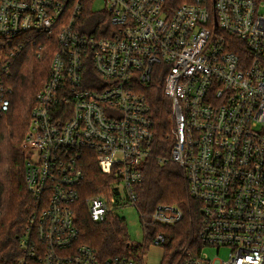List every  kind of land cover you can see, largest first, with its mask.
Returning <instances> with one entry per match:
<instances>
[{
  "label": "built area",
  "instance_id": "2783aa9c",
  "mask_svg": "<svg viewBox=\"0 0 264 264\" xmlns=\"http://www.w3.org/2000/svg\"><path fill=\"white\" fill-rule=\"evenodd\" d=\"M102 1L106 8L95 0H0V116L13 93L6 58L38 38L57 44L23 140L35 209L19 262L151 264L156 249L161 264L164 233L138 257L102 258L82 241L75 209L92 161L115 180L110 199H84L91 218L106 220L118 199L136 206L155 138L141 90L161 76L174 144L169 158H158L186 170L190 194L203 204L204 247L185 264H264V0ZM183 215L176 204H157L141 218L145 237L148 225Z\"/></svg>",
  "mask_w": 264,
  "mask_h": 264
},
{
  "label": "trees",
  "instance_id": "16d2710c",
  "mask_svg": "<svg viewBox=\"0 0 264 264\" xmlns=\"http://www.w3.org/2000/svg\"><path fill=\"white\" fill-rule=\"evenodd\" d=\"M85 12L91 15L88 8ZM93 15L90 24L97 22ZM56 51L55 39L38 38L35 43L26 44L14 57L6 58L10 62L7 81L13 93L8 96V110L0 116V264H21L19 261L25 255L20 239L35 209V197L26 184L22 146L37 92L49 78ZM141 91L151 104L155 138L151 146L152 156L144 165L145 178L137 187V209L141 218L149 220L157 204L170 203L178 205L184 215L173 225H148V236L137 244L129 239L126 219L113 212L114 203L106 220L94 221L84 199L96 195L110 199L115 177L102 172L92 161L85 164L84 179L78 187L81 198L75 204L77 225L82 241L94 247L102 258L138 257L148 249L154 234L160 232L166 236L161 264H185L190 253L195 255L204 247L200 238L203 204L191 196L186 170L175 161L161 162L158 158H169L174 144L170 121L172 100L165 93L164 78L153 77Z\"/></svg>",
  "mask_w": 264,
  "mask_h": 264
},
{
  "label": "rangeland",
  "instance_id": "374dc122",
  "mask_svg": "<svg viewBox=\"0 0 264 264\" xmlns=\"http://www.w3.org/2000/svg\"><path fill=\"white\" fill-rule=\"evenodd\" d=\"M104 6H105V3L102 0H95L94 7L96 9H103ZM95 21L96 19H94V22ZM39 54L40 52H38V55ZM113 186H116V185H113ZM118 200L120 204H118V206L114 208L113 212L126 219L127 225H128L127 233L132 243L137 244V243L144 242L145 241V230H144V226L142 224L140 213L137 209V206L124 205L123 198L118 199ZM207 251L212 258L215 257L217 253L213 248H207ZM153 252H154L153 256L155 257V260L151 264H159L161 251L154 249ZM225 252H226V249H223V252L221 253V257L225 256Z\"/></svg>",
  "mask_w": 264,
  "mask_h": 264
},
{
  "label": "crops",
  "instance_id": "0c3cea01",
  "mask_svg": "<svg viewBox=\"0 0 264 264\" xmlns=\"http://www.w3.org/2000/svg\"><path fill=\"white\" fill-rule=\"evenodd\" d=\"M155 260V257H153V261Z\"/></svg>",
  "mask_w": 264,
  "mask_h": 264
}]
</instances>
